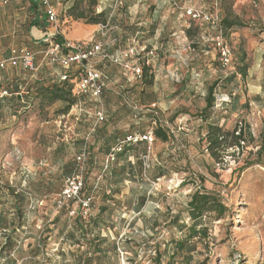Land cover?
<instances>
[{
	"label": "rangeland",
	"instance_id": "374dc122",
	"mask_svg": "<svg viewBox=\"0 0 264 264\" xmlns=\"http://www.w3.org/2000/svg\"><path fill=\"white\" fill-rule=\"evenodd\" d=\"M49 1L58 15L57 27L69 41L100 42L110 54L135 47L141 57L131 58V63L144 74L146 68L153 83L138 81L112 61L95 59L108 78L102 104L82 97L66 118L58 114L62 103L40 108L35 99L19 109L4 107L0 216L5 224L14 222L12 227L21 222L22 228L14 235L15 251L0 255V264H156L157 253L164 256L162 264H264V0H102L97 10L110 11L108 26L74 21L66 12L71 3ZM30 5V0H12L0 7V58L10 48L37 51L29 29L35 18ZM190 9L207 11L218 22L228 16L244 26L223 28L221 33L191 18ZM50 29L56 32V26ZM217 37L231 51L229 66H223ZM242 56L247 77L239 73ZM41 60L38 55L35 74L21 68L0 73V91L8 89L10 95L40 73L55 78L62 71ZM215 83L214 109L202 119L208 88ZM24 94L22 85L13 95ZM133 104L140 111L137 117ZM96 107L106 110L109 118L93 132ZM79 109L84 111L78 120ZM151 115L158 118L156 123ZM158 124L168 130L169 142L154 139L151 145H137L127 160L111 165L121 168L128 162L137 168L135 178L128 176L120 184L106 180V138L113 132L121 140L133 133L143 135ZM210 125L229 134V145L234 141L231 133L242 128L243 149H219L220 158L214 157L207 140ZM83 140L91 155L80 163L76 157ZM163 171L167 175L161 176ZM79 173L85 179L84 196L94 198L91 218L96 219L101 207L107 208L94 234L104 240L108 259L87 251L91 236L70 238L74 217L66 209H56L69 175ZM112 188L118 189L105 203L103 190L109 194ZM202 188L218 195L227 212L222 217L215 212L206 215L198 229L202 227L207 236L189 240L174 260L169 259L175 249L172 243L187 240L193 226L188 202ZM22 197L23 203L18 201ZM174 218L175 224L170 222ZM4 232L0 224V247Z\"/></svg>",
	"mask_w": 264,
	"mask_h": 264
},
{
	"label": "trees",
	"instance_id": "16d2710c",
	"mask_svg": "<svg viewBox=\"0 0 264 264\" xmlns=\"http://www.w3.org/2000/svg\"><path fill=\"white\" fill-rule=\"evenodd\" d=\"M101 1L102 0H67L68 3H71L69 5V7L67 8V11H66L67 16L74 21L75 20L81 21L86 25L91 26V25L101 24L103 26H107L108 23L112 20V18L110 17V11H108V9L102 10L101 12L97 10L98 7L100 6ZM32 2L33 3L31 5V8H32L33 12L37 15V17L33 21L30 22V26H40L41 24L47 25L48 18H47L46 12H44V9L40 7V4L37 0L36 1L32 0ZM40 16H42L41 19H39ZM40 20H42L43 22L40 23ZM219 24L221 25L222 28L225 29V31L232 30L235 27H239V26L243 27L244 26V24H242V22L237 21V20H233L228 16L223 17V19L221 20V22H219ZM63 42H64V38L61 36V34H59V35L55 36L51 40L50 43L44 42L43 49L49 47L51 43L59 44V43H63ZM113 54L118 55V53H113ZM139 56L141 57L140 53H138L137 57H139ZM242 57H243L241 60L242 66L239 69L240 70L239 73H242L243 77H247L248 73H247V66L245 65V57L244 56H242ZM109 61H111V60H109ZM46 64L50 65L49 63H46ZM56 66H58V65H56ZM58 67H60L62 69V71L59 74H57V76L55 78H48L46 76V74L43 72V73L39 74V78L32 81L31 83L22 82V84L17 85L16 86L17 91H15V92L11 91L9 93L10 95H8V89L4 90V91H0V118H2V115L4 113L3 112L4 107H8V106L11 107L12 106L16 109H19V108L23 107L21 104H23V103L25 104L27 102H32L35 99L39 100V107L40 108H44V106H52L54 104L62 103V106L58 110L59 115L69 114L72 107L78 106L79 102H81L80 100L82 97H89L92 100L94 99L95 101L99 102V100L95 99L94 97L85 96V95L78 96V95H75L73 93V89H74V83L73 82L80 75V69H78L77 67H74V66H70L67 68V67H63V66L59 65ZM17 68H20V67H17ZM17 68H14V69H17ZM24 71H26V70H24ZM3 72H5V71H3ZM32 73H34V72H32ZM102 73L105 77V83L106 84H105L103 95H102V98L100 101L101 104H102V99L104 98V95H105V90L107 88L106 85H107V80H108V78L105 76L103 71H102ZM61 76H66L67 80H63L61 78ZM143 76H144V79L142 80V82L146 81L148 84L153 83V77L148 76L146 68H145V74L143 72ZM148 78H150V81H147ZM22 85L26 86V94H24L22 96H19V95L14 96L13 95L14 93H19L20 86H22ZM215 87H216V83L211 85L208 88V95L206 98V106H205L206 108L204 109V112H203L205 114H202L200 117L202 119L207 120V115H208L209 111L214 109ZM2 92H7V95L1 96ZM126 93H127V96H126L125 102H126L127 98L129 99L128 92H126ZM99 108L100 107L95 108L94 118H95V114L97 113V111H99ZM131 108L134 110V112L136 113L135 116L137 117L138 114L140 113V111H138L139 109H137L138 107L135 104H133V106H131ZM82 112H81V114H82ZM81 114L80 115H79V113L77 114L78 120H79V117L81 116ZM155 115H157V112L153 113V116H155ZM205 115H206V117H205ZM108 118H109L108 114H107L106 110H104V118H103V120L99 121L95 125L96 127L93 128V130H94L93 132L98 131V129L100 128V125L104 122H107ZM151 119H153L155 123L158 121V118H153L152 115H151ZM151 131H153L154 139H156L157 141H162L164 143L169 142L170 134H169L168 130L162 124H158V126L156 128H153ZM147 133L148 132H146L145 134H147ZM145 134H143V135H145ZM143 135L133 133V135H128V136H143ZM228 135H229L228 133L225 134L224 132H222V128H220L219 126L210 125L209 132L207 135L208 136L207 140L209 143L210 150L212 151V155L214 157L220 158V156H218V154H217V151L219 149H223V150H225V152L228 148L243 149V144L245 142V139H244L245 134H244V131L242 128L236 127L234 132L231 133L232 139H234V141L230 145L227 144ZM126 138H124V139L122 138V140L118 139L116 132H113L112 134H110V136L107 137L106 140L104 141L105 142L104 148H105V152H106L107 157H108V155L111 154L112 149L114 147H116L117 145L121 144L122 141H124ZM81 143H84V140ZM145 143H147V141H139L138 143H134V142L127 143L124 146V148L122 149V151L116 154V158H115L116 160L114 162H112L111 165L112 166H113V164L118 165L119 160L122 158H125V160H127L128 159L127 155L130 153L131 150H133L137 145H141V144L144 145ZM84 148H86L87 152H88L87 158L90 157L91 152H90V147H89L87 141L84 143ZM127 163L128 162H125V164L123 166H121V168H116V166L114 168L110 165L107 170H104L105 164H106V162H105V164L103 166V175L106 178V180L113 179L114 182L120 184V183H123L127 179L128 176L135 178L134 173H135L137 168L134 166L132 167L130 165L127 166ZM68 164H70V163H68ZM68 164L65 165L64 167H66V166L68 167L69 166ZM141 164H142L141 161H139L138 165H139L140 170H141ZM167 173H168V171H163L161 176H165V175H167ZM72 175H74V174H72ZM72 175H69V177ZM84 182H85V179H84ZM2 188L3 187H2L1 181H0V189H2ZM115 189H118V188H112V191L110 190L111 193H109V194L106 190H103V192H104L103 193V199H104L105 203L112 201L113 194L116 191ZM100 190H102V189L100 188ZM85 191H86V189H85V183H84L83 192H85ZM9 192L11 194L15 193L14 190H9ZM18 201H21L23 203V201H24L23 197L19 198ZM93 201H94V198H93ZM188 206H189V217L193 222V226H191L188 229V236L186 237L187 240H179L176 243H172L174 245V248H175L173 253L171 255L169 254V259H172V260H174V256L177 253H179V251H182L185 248L186 243L189 240H193L198 236H204V237L207 236L206 231L204 229H202V227L200 229H198V226L202 225L201 220L206 215L211 214V212H215L218 214V217H222L227 212V208H228L226 205H224V203L222 202L221 198L218 195H216L212 192L210 193L206 189H203V188L198 189L194 192V194L190 198V201L188 202ZM101 208L102 209L100 210V213L98 214L96 219L89 218V220L86 221V220H83V218L81 216L74 217V224H73L74 228L72 231L68 232V234H67L70 238H75L78 234H81L82 237L91 236V238L87 240L88 241V247H89L87 251L89 253H93L95 255L104 252V249L102 248V245L104 244V240L102 239V237L99 233H97V235L94 234L96 229H98L100 226L99 223L101 221V216L107 210V208L104 206ZM63 210H65V209H63ZM17 212L19 215V219H21V218L23 219L25 217L20 207L17 208ZM66 212L69 215V211L66 210ZM170 222L175 224L177 222V218L171 219ZM0 224L4 225V227H5V232L3 234L4 243H2L3 245L0 247V255H2V254H4V252L7 249H9L10 252L15 251V247L17 246V241H16L14 235L16 234L17 229L22 228V225H21L22 223L19 222V224H17L16 226L14 225L13 227L11 224H14V222L11 223L10 225L5 224V219H4L3 214H2V216H0ZM8 230H9V233H7ZM39 251L40 250H38L37 252H39ZM156 256H157L156 264H162L163 263L162 260H163L164 256H162L159 253H157Z\"/></svg>",
	"mask_w": 264,
	"mask_h": 264
},
{
	"label": "built area",
	"instance_id": "2783aa9c",
	"mask_svg": "<svg viewBox=\"0 0 264 264\" xmlns=\"http://www.w3.org/2000/svg\"><path fill=\"white\" fill-rule=\"evenodd\" d=\"M40 4V7L44 9V12L47 14L48 21L51 25L56 26V32L54 35H49L44 40L45 43H50L51 40L59 35L58 26V15L55 12L54 7L51 5L49 0H37ZM10 0H0V5H8ZM188 15L191 16L194 20H199L207 22L215 28H218L222 33L223 28L218 22V18H214L207 11L190 9ZM108 26V25H107ZM116 39H113V42H116ZM221 51L222 63L223 66H229L231 64V51L227 46L224 45L220 37H217L216 40ZM138 51L135 47H131L121 54L114 55L110 54L105 50V46L102 43H93L92 45L84 44L81 42H73L69 40H64L63 43L54 44L51 43L49 47L43 49L40 53L29 48H20L13 49L11 55L7 59L0 60V73L6 71L10 68L20 67L23 70H29L31 72L38 71V65L36 58L38 54L42 57V62L49 63L52 66L61 65L63 67L74 66L80 69V75L74 83L73 93L78 96H91L95 99L101 101L103 91L105 88V77L102 71L97 66V61L95 59H100L102 61H113L115 64L120 66L126 71H129L133 76L136 77L138 81L144 79L143 72L138 64L131 63V58L138 56ZM139 60V59H138ZM63 80H67L66 76H61ZM7 92H2L1 96H6ZM83 110L79 109L77 114H81ZM69 116V115H68ZM63 118H66L64 115ZM104 110L99 108V111L95 114V125L103 120ZM94 131V130H93ZM153 131L148 132L143 136H128L121 144L114 147L111 151V154L106 158V164L104 170H107L112 162L116 159V154L121 152L124 146L127 143H138L139 141H147L150 145L154 142ZM88 152L84 148L77 156L76 160L80 163H85L87 161ZM148 158V155L144 156ZM149 159V158H148ZM146 162V161H145ZM144 162V163H145ZM146 168V163L145 166ZM84 176L82 173L74 174L70 176L63 187V190L60 192L56 199V209L63 210L66 209L69 211V215L73 217L81 216L83 220L91 218L92 215V205H93V196L85 197L83 188H84ZM120 255H124V252L119 248Z\"/></svg>",
	"mask_w": 264,
	"mask_h": 264
},
{
	"label": "crops",
	"instance_id": "0c3cea01",
	"mask_svg": "<svg viewBox=\"0 0 264 264\" xmlns=\"http://www.w3.org/2000/svg\"><path fill=\"white\" fill-rule=\"evenodd\" d=\"M11 2H12V0H10L9 4H11ZM30 3L32 5V3H33L32 0H30ZM9 4L8 5H0V7H7V6H9ZM31 5H30V10H31V12L33 14H35L33 12L32 8H31ZM36 17H37V15L35 14V18ZM41 18H42V16L39 17V19H41ZM42 22L43 21L40 20V23H42ZM47 22H48L47 25L41 24L40 26H29V29H31L30 34L33 36L34 40H36V42L34 43L36 45V50H37V51H35L36 53H40L41 51H43V47H44L43 44H44V40L46 39V37L49 36V35H54L55 34V32H52L51 31V29H50V25L51 24L49 23L48 20H47ZM59 33L64 38V40H68L66 34L64 33V30L59 29ZM13 49H16V48H10V50L7 51L5 53V55H4V57L0 58V60L1 59H7V58H9ZM17 49H20V48H17ZM38 55H40V54H38ZM36 62H37V65H38L39 64V62H38V56L36 58ZM41 62H42V60H41ZM38 70H39V66H38ZM102 254H103V257L104 258H107V259L109 258L108 257L109 255H108V253L106 251H104Z\"/></svg>",
	"mask_w": 264,
	"mask_h": 264
}]
</instances>
